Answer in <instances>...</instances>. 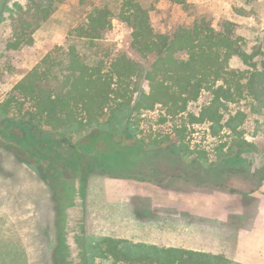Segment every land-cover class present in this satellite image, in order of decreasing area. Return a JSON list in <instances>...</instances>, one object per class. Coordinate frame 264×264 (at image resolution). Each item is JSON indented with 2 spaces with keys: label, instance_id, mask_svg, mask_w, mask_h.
<instances>
[{
  "label": "rangeland",
  "instance_id": "obj_1",
  "mask_svg": "<svg viewBox=\"0 0 264 264\" xmlns=\"http://www.w3.org/2000/svg\"><path fill=\"white\" fill-rule=\"evenodd\" d=\"M53 1L57 9L36 33L35 44L10 53L6 51L10 16L17 4L26 6L28 0H0V102L48 54L65 45L70 31L86 21L92 6L109 0H90L85 6L81 0ZM143 3L159 33L171 34L179 27L191 26L200 16H206L218 30L226 22L232 23L235 36L254 56L256 65L248 67L235 58L232 67L264 73V0ZM101 43L104 53L126 54L144 63L132 48L131 28L118 18L113 19ZM142 87L148 90L147 84ZM210 101V93L203 92L189 112L198 114ZM238 112L246 114L240 127L242 137L254 143L256 151L233 147L238 137L228 129L216 136L209 123L191 125L188 114L164 121L166 111L158 106L138 116L136 139L124 137L121 143V138L98 129L74 136L95 161L112 157V165L125 168L120 172L132 178L95 171L74 180L50 169L40 149L25 148L27 128L0 116V264L62 263L66 256L59 248L65 247H70L68 262L77 264L81 247L102 237L201 250L242 264L234 258L238 231L251 226L258 206L264 204V78L252 94L229 104L224 121ZM9 117L13 119V114ZM185 124L186 142L191 150L207 153L206 163L197 160L196 153L184 157L175 150L177 129ZM167 138L170 141L153 144L155 139ZM62 153L67 154L65 150ZM236 159L241 160L234 163ZM133 163L135 168H128ZM174 167L178 170H172ZM206 199L212 201L210 209L224 220L204 215L208 213ZM185 206L193 212H184ZM136 207L143 212L145 223L141 226Z\"/></svg>",
  "mask_w": 264,
  "mask_h": 264
},
{
  "label": "trees",
  "instance_id": "obj_2",
  "mask_svg": "<svg viewBox=\"0 0 264 264\" xmlns=\"http://www.w3.org/2000/svg\"><path fill=\"white\" fill-rule=\"evenodd\" d=\"M88 1L81 3L85 6ZM56 9L53 0L47 3L28 0L26 6L17 4L10 16L11 35L6 51L16 53L33 46L36 33ZM114 18L131 28V45L143 64L126 54L103 52L101 42L112 28ZM235 58L248 67L256 66L254 56L242 48L230 22L218 30L206 16H200L191 26L179 27L171 34L159 33L143 0H109L92 6L86 21L70 31L65 45L55 48L17 83L0 102V116L27 128L25 148L40 149L50 169L69 180L95 171L116 178H132L120 172L125 168L112 165L115 162L112 157L95 161L83 152L74 136L98 129L121 138V143L124 137L136 139V119L158 106L166 111L164 121L188 114L191 125L209 123L216 136L228 129L238 137L233 147L256 151L257 146L242 137L240 130L246 114L238 112L226 122L224 114L229 104L255 91L264 73L257 69H234ZM144 83L148 90L142 87ZM205 91L211 95L209 104L198 114L190 113V105ZM11 114L13 119L9 117ZM187 125L177 129L174 148L184 157L196 153V159L206 163L207 153L191 150L186 142ZM120 141L117 144L121 145ZM167 141L170 139H155L153 144L159 146ZM134 164L128 168H135ZM40 175L43 178L41 171ZM59 250L66 259L56 264H71L67 260L71 257L70 247ZM80 257L77 264H236L225 255L114 237H102L82 246Z\"/></svg>",
  "mask_w": 264,
  "mask_h": 264
},
{
  "label": "crops",
  "instance_id": "obj_3",
  "mask_svg": "<svg viewBox=\"0 0 264 264\" xmlns=\"http://www.w3.org/2000/svg\"><path fill=\"white\" fill-rule=\"evenodd\" d=\"M206 205L208 208V213L204 214L206 217L224 220V217L214 213V209H210L213 208V204L210 199H206ZM187 208L188 207L185 206L184 212H193L192 207L189 209ZM135 213L137 216V224L139 226L143 225V223H145L143 222L144 219L142 217L143 212L136 207ZM251 221L252 223L249 228H240L238 231L234 258L237 262L242 264H264V204L258 206V209Z\"/></svg>",
  "mask_w": 264,
  "mask_h": 264
}]
</instances>
